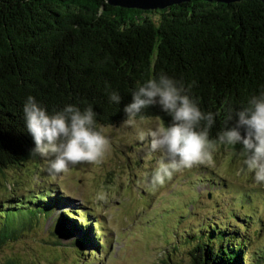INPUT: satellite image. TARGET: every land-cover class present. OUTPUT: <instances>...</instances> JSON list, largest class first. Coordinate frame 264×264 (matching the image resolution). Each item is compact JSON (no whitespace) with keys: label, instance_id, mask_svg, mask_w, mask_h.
Instances as JSON below:
<instances>
[{"label":"trees","instance_id":"1","mask_svg":"<svg viewBox=\"0 0 264 264\" xmlns=\"http://www.w3.org/2000/svg\"><path fill=\"white\" fill-rule=\"evenodd\" d=\"M161 73L190 88L202 111L220 113L209 132L216 139L229 105L245 107L264 92V3L190 0L144 11L105 0H0V175L35 157L23 113L27 97L49 113L69 104L81 110L92 105L99 128L124 121L123 107L137 86ZM112 92L121 103L109 100ZM136 118L170 120L159 107ZM218 147L241 153L240 145ZM40 193L0 206V245L31 228L32 219L42 218L41 208L52 207L55 201ZM82 219L83 228L88 217ZM55 226L52 244L61 246L63 232ZM202 232L188 239L193 244L187 264H246L241 237L230 239L216 226Z\"/></svg>","mask_w":264,"mask_h":264},{"label":"rangeland","instance_id":"2","mask_svg":"<svg viewBox=\"0 0 264 264\" xmlns=\"http://www.w3.org/2000/svg\"><path fill=\"white\" fill-rule=\"evenodd\" d=\"M157 124L163 122L136 118L132 126L123 121L103 126L111 148L102 162L77 165L55 180L39 156L5 169L1 207L37 192L55 202L53 209L39 210L43 216L32 219L31 228L0 245V264L10 258L16 264H187L193 244L188 239L214 226L244 240L246 264H264V185L244 168L243 155L218 147L205 164L150 190L146 180L159 154L150 151V138L140 141L137 134ZM98 193L106 199L98 200ZM55 224L63 232L61 246L52 244Z\"/></svg>","mask_w":264,"mask_h":264},{"label":"clouds","instance_id":"3","mask_svg":"<svg viewBox=\"0 0 264 264\" xmlns=\"http://www.w3.org/2000/svg\"><path fill=\"white\" fill-rule=\"evenodd\" d=\"M189 91L182 82L161 73L138 85L131 102L123 107L127 126L134 125L136 117L149 107H159L170 118L167 124L137 134L140 141L150 138V151L159 154L146 180L149 189L162 188L175 174L205 164L220 145H240L244 168L253 174L256 184L264 185V92L252 95L245 107L229 105L223 129L216 139H210V129L220 113L202 111ZM109 100L121 103L116 92ZM23 113L35 145L30 156L46 162L45 172L53 180L77 165L102 162L110 151V140L103 126L97 127L92 105L81 110L69 104L49 113L29 96ZM97 199L105 200L106 194L98 193Z\"/></svg>","mask_w":264,"mask_h":264},{"label":"water","instance_id":"4","mask_svg":"<svg viewBox=\"0 0 264 264\" xmlns=\"http://www.w3.org/2000/svg\"><path fill=\"white\" fill-rule=\"evenodd\" d=\"M108 4L123 8L141 9L144 11L167 9L173 5L181 4L190 0H105ZM222 3H232L241 0H206ZM264 3V0H261Z\"/></svg>","mask_w":264,"mask_h":264}]
</instances>
